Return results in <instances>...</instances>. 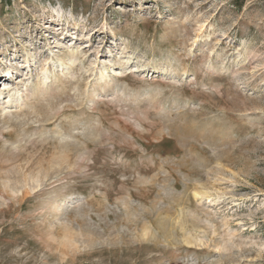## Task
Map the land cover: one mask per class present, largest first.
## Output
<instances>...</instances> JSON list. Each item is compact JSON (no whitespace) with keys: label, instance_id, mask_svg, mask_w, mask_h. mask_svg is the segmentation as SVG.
Wrapping results in <instances>:
<instances>
[{"label":"rangeland","instance_id":"obj_1","mask_svg":"<svg viewBox=\"0 0 264 264\" xmlns=\"http://www.w3.org/2000/svg\"><path fill=\"white\" fill-rule=\"evenodd\" d=\"M0 264H264V0H0Z\"/></svg>","mask_w":264,"mask_h":264}]
</instances>
